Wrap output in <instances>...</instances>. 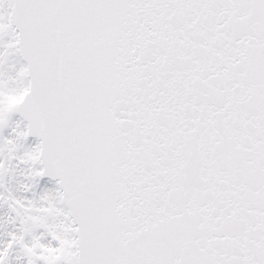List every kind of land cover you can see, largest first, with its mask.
<instances>
[{"label":"snow or ice","instance_id":"6c2138e0","mask_svg":"<svg viewBox=\"0 0 264 264\" xmlns=\"http://www.w3.org/2000/svg\"><path fill=\"white\" fill-rule=\"evenodd\" d=\"M0 264H264V0H0Z\"/></svg>","mask_w":264,"mask_h":264}]
</instances>
